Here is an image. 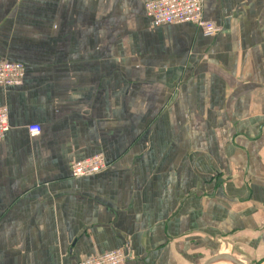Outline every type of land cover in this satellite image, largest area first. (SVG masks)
<instances>
[{
  "label": "crops",
  "instance_id": "0c3cea01",
  "mask_svg": "<svg viewBox=\"0 0 264 264\" xmlns=\"http://www.w3.org/2000/svg\"><path fill=\"white\" fill-rule=\"evenodd\" d=\"M147 1L0 0V264H264V0H203L212 37Z\"/></svg>",
  "mask_w": 264,
  "mask_h": 264
},
{
  "label": "built area",
  "instance_id": "2783aa9c",
  "mask_svg": "<svg viewBox=\"0 0 264 264\" xmlns=\"http://www.w3.org/2000/svg\"><path fill=\"white\" fill-rule=\"evenodd\" d=\"M144 13L153 27L173 23H192L207 37L216 36L221 32V26L215 21L204 18L203 0H149L144 4ZM24 72L25 67L21 62L0 60V86L6 88L22 84ZM8 129V108L0 106V140ZM27 130L34 136L39 134L40 126L32 124ZM106 167L104 156L96 154L71 163L70 173L72 177H83L99 173ZM129 258L131 256L126 250L117 248L81 260L78 264H126Z\"/></svg>",
  "mask_w": 264,
  "mask_h": 264
},
{
  "label": "water",
  "instance_id": "95a60500",
  "mask_svg": "<svg viewBox=\"0 0 264 264\" xmlns=\"http://www.w3.org/2000/svg\"><path fill=\"white\" fill-rule=\"evenodd\" d=\"M218 262H228L230 264H246L241 259L230 253H218L205 259L202 264H215Z\"/></svg>",
  "mask_w": 264,
  "mask_h": 264
},
{
  "label": "rangeland",
  "instance_id": "374dc122",
  "mask_svg": "<svg viewBox=\"0 0 264 264\" xmlns=\"http://www.w3.org/2000/svg\"><path fill=\"white\" fill-rule=\"evenodd\" d=\"M221 264H228V262H226V263H221Z\"/></svg>",
  "mask_w": 264,
  "mask_h": 264
},
{
  "label": "bare ground",
  "instance_id": "6f19581e",
  "mask_svg": "<svg viewBox=\"0 0 264 264\" xmlns=\"http://www.w3.org/2000/svg\"><path fill=\"white\" fill-rule=\"evenodd\" d=\"M228 264H230V263H228Z\"/></svg>",
  "mask_w": 264,
  "mask_h": 264
}]
</instances>
